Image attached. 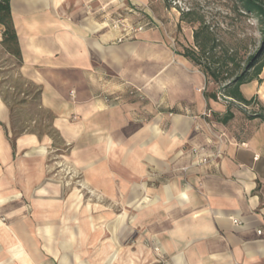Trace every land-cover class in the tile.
Masks as SVG:
<instances>
[{"label":"crops","instance_id":"crops-1","mask_svg":"<svg viewBox=\"0 0 264 264\" xmlns=\"http://www.w3.org/2000/svg\"><path fill=\"white\" fill-rule=\"evenodd\" d=\"M119 5L10 0L19 72L36 85L56 139L13 136L0 94V264H120L122 215L107 223L108 245L85 251L94 260L81 258L80 241L96 234L89 236L93 217L77 216L90 205L64 196L70 190L57 175L69 166L109 207L129 209L127 233L136 239L139 227L156 240L165 264H264L263 121L240 106L231 119H218L228 98L170 49L162 30L122 38L124 30L104 11ZM2 31L0 25V39ZM259 78L245 98L264 84V67ZM130 86L145 100L130 99ZM246 107L253 111L247 114L257 111Z\"/></svg>","mask_w":264,"mask_h":264},{"label":"rangeland","instance_id":"rangeland-1","mask_svg":"<svg viewBox=\"0 0 264 264\" xmlns=\"http://www.w3.org/2000/svg\"><path fill=\"white\" fill-rule=\"evenodd\" d=\"M262 1L264 2V0ZM188 8L193 9L196 16H201L214 33L218 41V46L213 49L216 58L222 56V48L229 51L233 49L244 65L248 57L257 49L264 50V25L258 21L254 14L245 12L238 0H120V5L117 8L106 6L104 11L105 13L109 12L110 18L115 21L114 25L124 30L122 38L133 36L134 31L143 28H157L167 35L165 39L170 49L180 51L183 47L193 46L192 32L198 25V23H190L181 19V11ZM210 85L216 88L212 83ZM253 86V82L243 85L241 87L243 95L250 92ZM256 87L255 97L257 100L252 107L258 109V105L264 106L262 97L264 84L260 89L258 86ZM0 94L10 106L13 136L25 132H36L39 135H48L54 140L56 139V134L50 127L51 113L38 105L36 85L22 77L17 59L6 52L1 44ZM240 107L238 109L243 113L253 112L251 107ZM52 151L54 149H48V152ZM58 163L61 164V162ZM67 169L69 170L66 174L57 175L58 178L66 182V186L70 190L64 192V196L79 195L82 204L90 205L87 212L80 211L77 216L93 217V230L89 231V236L96 234L95 239L90 240L91 238H89V241H80L78 246L80 253L85 255V251H88L87 253L91 254L94 249L108 245L111 242L109 239L111 234L107 231L106 227L109 226L107 223L111 222L115 216L122 215L121 232L117 237L118 259L116 262L145 264L146 260L152 259L154 264L166 263V256L162 253L159 243L156 240L146 239L144 232L139 227L136 229V239L134 234L129 236L127 233L129 232L128 208L109 207L107 205L109 202H105L97 192L84 188L79 173L70 170V166ZM97 205H105V207L98 208ZM41 210L43 214H48V209L42 208ZM32 212L31 207L26 208V215L31 216ZM97 216H104V218L96 219ZM2 220L4 221V217ZM97 231H100V235L97 234ZM111 248L112 246L109 247L110 250ZM84 255L81 258L88 262H92V259L95 258L93 255L90 257Z\"/></svg>","mask_w":264,"mask_h":264},{"label":"trees","instance_id":"trees-1","mask_svg":"<svg viewBox=\"0 0 264 264\" xmlns=\"http://www.w3.org/2000/svg\"><path fill=\"white\" fill-rule=\"evenodd\" d=\"M238 1L245 12L254 14L258 21L264 25V2L262 0ZM180 14L182 20L198 23V25L192 32L193 46L183 47L182 50L175 52L196 66L204 74L206 81L212 83L221 96L228 98L226 112L222 117H218L225 122L233 117V108L253 105L257 100L256 97L245 98L240 86L254 79L261 81L259 74L264 66V50L257 49L248 57L244 65L233 49L229 51L222 48V56L216 58L213 49L218 46V41L209 25L201 16H196L191 8L182 10ZM0 25L3 26L1 46L20 64L21 55L12 22L10 0H0ZM212 96L217 97L215 93ZM244 114L249 118H260L264 123V106L262 105H258V109L254 113L244 112Z\"/></svg>","mask_w":264,"mask_h":264},{"label":"built area","instance_id":"built-area-1","mask_svg":"<svg viewBox=\"0 0 264 264\" xmlns=\"http://www.w3.org/2000/svg\"><path fill=\"white\" fill-rule=\"evenodd\" d=\"M127 96L130 99H134V100H137V101H143L146 98V96L143 93V91L140 88L134 87V86L128 87V89H127ZM105 101L110 102L111 100H110L109 97L106 96L105 97ZM115 101H118L119 102L120 101V98L117 97ZM219 155H220V151L217 150L215 154H212L210 156H211V158L215 159V158L219 157ZM206 160H207V158H203V159H201V162H205Z\"/></svg>","mask_w":264,"mask_h":264},{"label":"bare ground","instance_id":"bare-ground-1","mask_svg":"<svg viewBox=\"0 0 264 264\" xmlns=\"http://www.w3.org/2000/svg\"><path fill=\"white\" fill-rule=\"evenodd\" d=\"M114 254V253H113Z\"/></svg>","mask_w":264,"mask_h":264}]
</instances>
